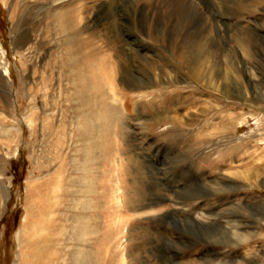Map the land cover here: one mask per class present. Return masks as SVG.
Segmentation results:
<instances>
[{
    "label": "rangeland",
    "instance_id": "rangeland-1",
    "mask_svg": "<svg viewBox=\"0 0 264 264\" xmlns=\"http://www.w3.org/2000/svg\"><path fill=\"white\" fill-rule=\"evenodd\" d=\"M47 1L0 0V264L18 263L29 188L46 183L82 218L89 264H264V0ZM55 14L75 22L76 84ZM190 41L208 54L200 71L218 61L229 87L175 60ZM190 88L220 103L213 116L228 106L243 120L199 133L220 118L163 104ZM243 140L240 160L229 148Z\"/></svg>",
    "mask_w": 264,
    "mask_h": 264
},
{
    "label": "bare ground",
    "instance_id": "bare-ground-1",
    "mask_svg": "<svg viewBox=\"0 0 264 264\" xmlns=\"http://www.w3.org/2000/svg\"><path fill=\"white\" fill-rule=\"evenodd\" d=\"M51 1L54 4L58 5L59 1H62V0H51ZM80 14H82V12ZM52 21L58 27L57 31L59 32V36H64L63 37L64 38L63 49L66 47L65 48L66 66L67 68H70L71 75H72L71 78L73 80L72 83L76 84L75 80L77 78H74L75 75H73L75 74L74 67L76 64V60L74 57L78 55L79 51L75 53L76 51L74 52L73 50H71V48H69V45H73V42L71 41L72 40L71 36L73 34L72 31L74 30L75 27H72V24L75 22H73L72 18L68 17V14H55L52 17ZM28 42H29L28 39L24 38L23 40L20 41V43H18V45H21L23 47L26 44H28ZM201 43H198V41H190L188 43H183L180 47L177 48V51L174 55L175 60L179 62V64L182 66L183 69L188 70L187 72L190 73L191 77L195 80V82L201 83V81L206 80L208 82L207 86L212 87L213 85H215L214 78L216 77L224 81L223 83L225 84L226 88L229 87L227 85L228 81L226 80L227 75L225 73L223 74L222 71L220 70L219 65L217 63L218 61L215 62L213 59L214 62L211 63V67L205 69V71L203 72L200 71L199 67L205 62H208L206 60L207 59L206 55L208 54H205L206 51L204 52L203 45ZM210 55L212 54H209V57ZM58 58H60V55ZM62 59H63V56H62ZM210 62L211 60L209 61V63H206V65L208 64L209 66ZM143 83L144 82L140 80L139 82L135 83V86H139L137 84H143ZM222 87H224V85ZM228 91L230 92V90ZM195 94H196V90L194 88L192 90L190 88V91L187 93V95H185V92L183 93L176 92V95H175L176 97H171L168 100L164 99L163 104L170 105L172 104L173 101L176 102V100H179L183 106L202 104L203 106L202 113L205 114L206 116L207 115L209 116V114L214 113L213 107H218L220 104V103L217 104L216 102H214L216 104L211 103L210 101L211 99L209 101L206 100L200 103L195 99ZM0 96L1 98H3V100L6 101V98L4 97V95H1L0 93ZM215 100L217 101V99ZM76 107H74V110L76 109ZM77 109L79 108L77 107ZM77 109L76 111L79 112V110ZM230 109L231 108H228V106H223L221 111H217L215 109L216 110L215 116L220 118V123L216 125V124H211L210 122L205 120L206 122L204 124L202 123L203 125H200L199 133H207L209 131L210 133H212V131H214V134H211V135L207 134L209 137H212V138H219L222 136L224 137V136L229 135L230 130L233 127H235L237 123L243 120V118L238 115H232V113H230L231 111ZM157 111H158V107H157ZM215 116H213L212 114L213 119ZM168 119L170 120V122L172 121L170 118ZM200 136L198 138H194V140L191 142V146L189 145L190 148L197 147V146L202 147L208 143V139L207 140L205 139L206 138L205 135H204L205 138H203L202 136L200 137ZM260 140L264 141V138H260ZM6 141H10L9 133L0 132V150H3V148L6 147V145H8V142L6 143ZM247 147H248V143H246V141L243 140V142L238 143L237 146H231L229 149L230 151H232L233 155L239 156L238 158L241 160V159H246L247 155L249 154ZM254 152L257 153L258 149ZM260 169L261 167L259 168V172L262 171ZM244 179H247V178H244ZM50 184L46 183V184L39 186L38 188L37 187L29 188L28 196L31 197L32 205L30 206L29 216L25 219L22 230L18 234V239L20 241L19 245H21V248L19 249L20 251H19V255L17 259L18 260L17 264H89L88 263L89 255L87 253V242H86L87 232H86L85 226L80 224V222L83 220L80 217L68 215L67 212L69 209L67 210L66 209L67 207L65 208L64 205H62L63 202L61 203V201H56L58 200L59 196L56 195L55 190H58L56 189L58 187L53 189L54 192L52 194L48 192L42 193L41 188L42 187L47 188ZM59 184H57L56 186H58ZM60 193H64V192H60ZM64 196L65 195H63V198ZM3 202H5V192L2 186L0 185V208L3 205ZM181 234L184 236L186 235L193 236V234H190L187 232H182ZM235 236L238 237L241 241H244V240L246 241V239L248 238L245 234H235ZM189 264H195V263L190 262Z\"/></svg>",
    "mask_w": 264,
    "mask_h": 264
}]
</instances>
